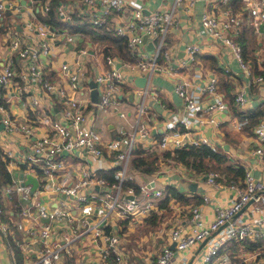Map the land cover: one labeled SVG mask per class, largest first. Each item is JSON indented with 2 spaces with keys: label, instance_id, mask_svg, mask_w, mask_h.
<instances>
[{
  "label": "built area",
  "instance_id": "built-area-1",
  "mask_svg": "<svg viewBox=\"0 0 264 264\" xmlns=\"http://www.w3.org/2000/svg\"><path fill=\"white\" fill-rule=\"evenodd\" d=\"M83 1L89 7L92 24L112 25L113 32L125 37L128 47L138 54L137 61L92 51L96 45L90 40L80 44L83 38L80 41V34L67 25L55 26L43 20L34 8L47 15L51 10L48 2L0 0V21L8 10L23 16L19 20L22 30L13 29L5 35L6 53L0 66V121L4 126L0 142L10 159L11 171L15 163H25V173L34 171L45 181L35 190L22 179L3 188L4 199L13 200L18 194L25 203L22 215L30 222L26 229L18 226L29 239L26 244L38 248L30 264H64L75 249L82 251L85 264H128L116 221L156 209L165 195L164 187L157 185L158 178L175 170L169 164L163 166L139 183L137 193L129 188L126 198L121 197L122 182L134 178L128 173L134 149L139 145L150 150L192 145L223 148L200 127L205 115L207 124L219 130L223 113L228 115V104L218 89L217 76L203 69L197 53L218 49L231 53L243 79L234 92L239 107L251 104L252 85L259 87L264 100V76L252 71L241 45L232 36L240 16L227 10L217 12V0H206L200 18L207 34L205 42H191L182 56L175 44L166 46L167 33L186 21L184 14L193 16L199 0H165L167 8L149 14L136 0ZM243 1L254 15V24L264 20V0ZM55 13L65 21L71 20L64 5L56 6ZM149 42L153 43L151 48ZM196 64L199 67L193 79L179 73L181 68L189 73ZM142 76L145 83L138 85L136 78ZM157 77L172 84L183 104L181 111L171 112L162 124L155 122L159 115L148 105V99L159 102L161 87L152 82ZM91 80L97 89L96 101L91 95ZM129 93L136 104L133 121L127 119L123 106V97ZM25 97L30 98L28 111L32 115L20 118L12 103H25ZM112 115L125 119L129 126L117 127V136L111 137L112 121L106 120ZM240 126L239 120L234 122V128ZM254 132L252 152L262 157L264 124L261 122ZM19 137L27 144L23 155L15 142ZM63 153L73 159L63 158ZM111 169H116L117 183L111 184L100 174ZM176 170L197 187L204 183L208 190L202 191L201 203L188 205L186 220L169 229L168 242L160 251L147 254L144 264H264L261 250L241 248L234 254L238 258L234 261V250L226 249L231 241L264 240V179L249 168H245L239 183L224 182L218 171L200 175L182 165ZM227 188L235 191L234 197L228 203L216 201V192ZM209 203L214 205L211 219L204 211ZM1 212L0 207V233L5 235L10 227L3 222Z\"/></svg>",
  "mask_w": 264,
  "mask_h": 264
},
{
  "label": "crops",
  "instance_id": "crops-1",
  "mask_svg": "<svg viewBox=\"0 0 264 264\" xmlns=\"http://www.w3.org/2000/svg\"><path fill=\"white\" fill-rule=\"evenodd\" d=\"M50 0H45L44 2H49ZM138 3L143 7L144 13L149 14L152 11H155L159 8H167L168 3H165V0H136ZM58 2V3H57ZM41 3V1H40ZM56 3L58 5H64L66 7V11L71 14V22L65 21L62 19L61 16H58L55 13V18L57 23L54 24L55 26H68L70 30H72V26H80L83 22L88 21L90 23V14H89V7H87V4L83 0H56ZM217 6L216 11H225L227 10L230 13H233L235 15H238V13L233 11V7L231 4V0H217ZM40 6V5H39ZM206 8V0H199L198 3L195 5V11L193 13V16L189 17L188 15L184 14L183 18L186 20L181 26H177L173 28L172 32V39L174 44L179 49V55L182 56L185 50V47L190 44L191 42L196 41H202L205 42L206 40V32L204 27L201 25V15ZM35 12L39 16V13H42L41 9L35 7ZM182 14V13H181ZM45 16V15H42ZM187 16V17H186ZM6 17V14L5 16ZM4 20V18H3ZM19 20L14 19L12 24L8 31H11L13 29L17 31H21L22 27L20 25V28H18ZM188 21V22H187ZM243 21V18L240 17V23L232 30L233 34H236L240 32L241 30V23ZM264 20L259 21V37L264 36V27L261 29L260 24ZM103 25L110 26L112 29V25L109 23H105ZM101 25V26H103ZM97 26V25H96ZM7 31V33H8ZM6 33V34H7ZM1 34L0 35V66L2 64V58L5 56L6 53V35ZM85 44V41L84 43ZM97 50V52L101 51L98 44L94 46L92 51ZM262 51V57L264 58V44L261 48ZM212 55H214L217 60L218 64L223 67L224 69L227 67L230 70H235L238 72V74H241V70L237 63L232 59L231 53L224 49L222 51L221 49H218L217 52H209ZM261 58V59H263ZM201 65V62H200ZM199 65H195L192 70H189V73H186L184 68H181L179 70V73L181 75L187 76L188 78L193 79L194 73L198 69ZM203 69L210 73L211 71L207 69V67L202 66ZM253 71V70H252ZM212 73V72H211ZM53 74H56V71H53ZM243 80V79H242ZM155 82H158L160 85V97L159 102L148 99V105L152 108L153 111L159 115V119L156 118L155 122L157 123H164L165 120L170 117L171 112H178L182 110V100L181 98L173 91L172 84L166 80L164 77H157L155 78ZM259 88V87H258ZM132 93H129L125 97V101L123 103L124 109L125 106L127 108L128 117L127 119L129 121H133L135 117L136 112V104L134 102V99H130L129 95ZM30 95V94H29ZM133 95V94H132ZM251 97V105H258L261 100V90L258 89L256 92H253ZM201 99H205V95H200ZM128 98V100H127ZM4 101V100H3ZM2 101V102H3ZM25 103L14 101L12 103V108L17 113V115L20 118L31 116L32 113H29V104H30V98L25 97L24 98ZM117 116V115H112ZM111 116V117H112ZM223 121L220 124L219 130H216L213 126L210 124H207L206 116L203 115V119L205 120L204 124H202L200 127L203 129L205 133L210 135L212 139H214L217 143L220 144H228L229 146V152H231L234 157L233 158H240L242 163L244 164L245 168L251 169L254 174L264 179V155L262 157H258L255 154H253V149L256 145V136L254 135H247V134H241L238 129L234 128V122L238 120V118L235 116L233 111L228 109V115L226 113H223ZM264 124V118L260 121ZM124 125V127L128 128L129 124L124 119V124H120V127ZM109 127L111 128L110 131L116 130L117 127L115 121H112L110 123ZM225 135H229L230 138L227 140L225 138ZM117 136V135H114ZM239 136L243 138L242 143H239ZM223 138V139H222ZM17 142L16 146L19 152L23 155L27 150V144H25L24 139L19 137L16 138ZM238 144V145H237ZM144 148V147H143ZM146 149V148H145ZM148 151H151L150 149H147ZM153 150V149H152ZM156 150H159L156 148ZM225 150V149H224ZM70 156L67 153H63V158L67 159V157ZM77 160V159H74ZM10 163V161H9ZM166 166L165 164H163ZM168 165V164H167ZM173 169H175L172 173H167L166 176L161 175L160 178H158V186L164 187L166 183H171L172 185L176 186L182 193H184V196L188 198L191 191L185 187L184 183H181L180 180L185 179L183 175L178 174L177 168L180 167L179 165H171L169 164ZM163 167V166H162ZM10 170V167H9ZM26 165L24 164H18L15 163V167L13 171L10 170V172L13 175V181L22 179L24 182L26 181L27 174H31L35 178H37V185L36 187H33L32 183H27L31 186V190H35L37 187H39L42 183L45 181L43 180V177H39L35 174L34 171H28L29 173H25L26 171ZM128 173H132L134 175V179L136 178L135 170L132 168L131 163L128 167ZM156 173V172H155ZM137 179L136 181L140 183L141 181H146L148 179H145L140 173H136ZM153 174L152 176H154ZM26 183V182H25ZM98 190V186L95 188ZM208 190V188L205 186L204 183H199L197 187V192L200 196V200L202 201V191ZM187 191L189 195L187 194ZM235 195V191L231 188H227L224 190H219L214 195V198L216 201L222 200L224 203H228V200H231ZM127 193L126 190H122L121 188V197L126 198ZM129 197V196H128ZM192 203V202H191ZM199 203V202H198ZM25 203L22 199H20V196L18 194H14L13 200H7L6 198L2 200V212H1V218L3 222H5L9 227L10 231L3 235L0 233V264H30L31 261L36 257V252L38 250L37 245L35 244H26V239H28L27 235L22 233L19 224H22L24 229L29 224V219L22 215V210ZM0 206V207H1ZM169 206L172 208L171 215L167 216L166 219L161 223L159 228L156 229H150L149 227L144 226V222L146 218H148L156 209L150 211L148 214L144 216H132L131 218H123V219H117L115 228L117 229L120 237H121V243L120 246L122 248V252H125L127 256V263L128 264H144L147 254L149 253H155L157 251H160L161 248L168 242L167 239V232L171 227H173L177 222H183L186 220L188 213H187V207L188 205L180 202L177 198L172 197ZM163 212L164 210H160ZM204 211L207 213V218L211 219L213 212H214V205L213 203H209L208 205L204 206ZM41 221V219H40ZM44 221V219H42ZM136 223H139L141 226L139 229H135ZM146 243V244H143ZM128 252L133 253L134 257L130 258L128 255ZM263 256H264V246L261 250ZM82 251L80 250H74L72 255H70L66 260L64 264H85L84 259L81 258ZM87 254V251L85 252ZM85 254V255H86ZM90 256V255H89Z\"/></svg>",
  "mask_w": 264,
  "mask_h": 264
},
{
  "label": "trees",
  "instance_id": "trees-1",
  "mask_svg": "<svg viewBox=\"0 0 264 264\" xmlns=\"http://www.w3.org/2000/svg\"><path fill=\"white\" fill-rule=\"evenodd\" d=\"M41 3H45V0H40ZM51 6V10L47 15L39 13V16L43 20L51 22L53 25L57 23L55 18V7L57 5L56 0H50L48 2ZM233 11L238 13L243 18L241 23L240 32L233 34L232 36L242 47V53L244 59L248 62L249 66L255 74H261L264 76V58L262 57L261 48L264 44V36L259 37V22L258 25L254 24V15L250 9L246 6L243 0H231ZM0 21V35L6 34L9 27L6 25V17H3ZM72 31L80 34V37L84 41L90 40L93 44H98L101 51L117 55L123 59L135 62L138 60V54L134 53L127 45L126 38L119 36L113 32V29L108 25L96 26L88 21H85L80 26H72ZM9 32V31H8ZM264 35V34H263ZM196 58L201 62V65L207 67L214 75L217 76L218 89L222 91L227 100L228 109L233 111L235 116L241 123L239 132L247 135H254V129L258 126L261 120L264 118V100L258 105L252 106L251 104L246 108H241L235 103V91L237 85L242 82V76L235 70L226 71L218 64L217 58L208 52H200L196 54ZM263 58V59H261ZM199 62V64H200ZM257 85L251 86V94L258 90ZM125 100V97H123ZM128 100V98H127ZM3 103H5L3 101ZM256 135V134H255ZM225 138L229 140L230 136L225 135ZM9 161L4 148L0 142V206L3 200V188L13 182V175L9 170ZM132 168L136 173L144 175L145 179L152 177L163 164L182 165L187 169H193L197 174L206 175L210 171H218L226 183L242 182L245 166L240 158H231L230 153L221 147L213 150L208 145L201 146H189L186 148H176L173 150H156L148 151L141 145L136 147L133 151L130 159ZM103 171L100 173L110 180V183H117L114 171ZM134 179H127L122 182V190H128L132 188L135 193L139 190V183ZM191 176V174H189ZM150 177V178H151ZM149 178V179H150ZM165 195L158 200L156 211H154L144 222V226L150 229L159 228L161 223L167 216L171 215L172 208L169 206V202L172 197L177 198L180 202L189 205L195 203H201L200 198L195 202H190V198H186L184 193L180 191L176 186L172 184H166L164 186ZM198 197V196H197ZM1 209L3 210L2 206ZM164 210L161 212L160 210ZM264 246V240L250 241L244 239L241 243L237 241H231L226 245V249H232L231 252L233 260L237 261L238 258L234 256L241 248L244 250L255 251L262 250ZM263 255V254H262Z\"/></svg>",
  "mask_w": 264,
  "mask_h": 264
},
{
  "label": "rangeland",
  "instance_id": "rangeland-1",
  "mask_svg": "<svg viewBox=\"0 0 264 264\" xmlns=\"http://www.w3.org/2000/svg\"><path fill=\"white\" fill-rule=\"evenodd\" d=\"M21 17H23V16H22L21 14H18V13H11V15H6V21H5V22H6V25H7L8 27H10L12 24H14V23L12 22V20H14L15 18L18 19V18H21ZM172 32H173V28H170V29H169V32L167 33V37H166V46H167V47H169V46H171V45L174 44L173 39H172ZM154 81H155V78L153 79L152 82L154 83ZM125 109L127 110L126 106H125ZM108 121H115L116 126L119 125V127H120V124H124V119L121 118V117H119V116H112V117H109V118L106 120V122H108ZM122 126H124V125H122ZM117 133H118V131L113 130V131H110L109 134H110V136L112 137V136H114V135H117ZM222 139H223V138H222ZM242 140H243V138L239 136V143H238V144H241V143H242ZM238 144H237V145H238ZM67 159L72 160L73 158H72V156H68ZM188 192H189V191H187V194H186V195H189ZM190 193H192L191 195L188 196V198L191 199L190 202H195L197 199H199L197 196H200V195L198 194L197 191H191ZM140 226H141V225H140L139 223H136V226H135L134 228H135V229H139ZM143 244H146V243H143ZM128 255H129L130 258H133V257H134L133 253H131V252H128Z\"/></svg>",
  "mask_w": 264,
  "mask_h": 264
},
{
  "label": "water",
  "instance_id": "water-1",
  "mask_svg": "<svg viewBox=\"0 0 264 264\" xmlns=\"http://www.w3.org/2000/svg\"><path fill=\"white\" fill-rule=\"evenodd\" d=\"M22 3L25 4L26 3V0H22ZM6 15H11V11H7L6 12ZM264 27V21L261 22L260 24V28L262 29ZM18 28H20V25H18ZM80 41H82V38L79 39ZM148 46L151 48L153 46V43L152 42H149ZM145 80L146 78L144 76L142 77H137L136 78V83L138 85H144L145 83ZM90 85L92 86V90H91V95H92V99L94 101L97 100V89H96V85H95V82L94 81H90ZM130 99L133 98V95L130 94L129 95ZM0 119H1V114H0ZM4 126L2 124V122L0 121V129H2ZM221 145V144H219ZM226 151L229 150V145L228 144H223L221 145ZM181 183H184L185 187H187L188 190L190 191H196L197 190V183L196 182H190V181H186L184 179L180 180ZM26 183H32L33 184V187H36L37 185V178H35L34 176H32L31 174H27V177H26ZM130 198H133V195H129ZM174 244H171V247H173ZM190 264V262L188 263Z\"/></svg>",
  "mask_w": 264,
  "mask_h": 264
}]
</instances>
